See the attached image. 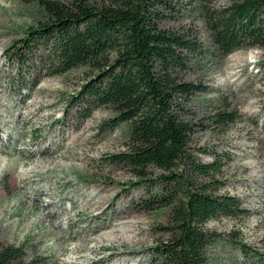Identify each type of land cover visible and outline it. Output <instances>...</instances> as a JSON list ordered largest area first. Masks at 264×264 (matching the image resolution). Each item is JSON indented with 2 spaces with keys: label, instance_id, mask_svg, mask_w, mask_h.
<instances>
[{
  "label": "rangeland",
  "instance_id": "obj_1",
  "mask_svg": "<svg viewBox=\"0 0 264 264\" xmlns=\"http://www.w3.org/2000/svg\"><path fill=\"white\" fill-rule=\"evenodd\" d=\"M178 1L182 10L162 28L194 32L203 47L183 74V82L204 88L183 102L197 128L190 150L204 162L220 155V193L239 197L248 211L207 225L218 236L206 250L208 263L257 264L256 253H264V50L223 57L202 2ZM46 20L36 0H0V245L24 247L28 264H160L152 252L170 238V210H139L146 188L110 160L127 150L129 124L107 130L112 108L84 119L70 104L95 72L78 68L52 77L36 56L19 76L13 51ZM218 112L236 114V122L218 126ZM161 174L151 168L148 179Z\"/></svg>",
  "mask_w": 264,
  "mask_h": 264
},
{
  "label": "trees",
  "instance_id": "obj_2",
  "mask_svg": "<svg viewBox=\"0 0 264 264\" xmlns=\"http://www.w3.org/2000/svg\"><path fill=\"white\" fill-rule=\"evenodd\" d=\"M36 1L47 20L28 30L13 51L20 78L36 56L52 77L78 68L93 70L95 76L70 104L84 119L98 108H112L116 116L106 123L107 130L129 124L127 150L110 160L132 171L146 188L139 210H170V238L153 249V256L160 264H209L206 250L218 236L207 225L222 218L240 219L248 211L239 197L220 193V155L214 153L215 160L204 162L190 150L197 128L187 120L183 102L204 88L183 82V74L203 47L194 32L175 33L161 26L179 14L182 2ZM197 1L205 6L212 42L223 57L243 48L264 50V0H193L192 5ZM220 1L226 3L217 5ZM259 70L264 78V62ZM236 119L226 112L213 118L221 127ZM151 168L162 172L155 181L148 179ZM24 254V247L0 245V264H28ZM255 256L257 264H264V253Z\"/></svg>",
  "mask_w": 264,
  "mask_h": 264
}]
</instances>
